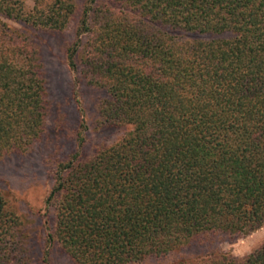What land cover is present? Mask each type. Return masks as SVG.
<instances>
[{
    "label": "trees",
    "instance_id": "16d2710c",
    "mask_svg": "<svg viewBox=\"0 0 264 264\" xmlns=\"http://www.w3.org/2000/svg\"><path fill=\"white\" fill-rule=\"evenodd\" d=\"M76 15L66 61L101 93L96 116L55 163L37 258L0 190V264H53L56 246L76 264H264V242L220 248L264 225V0H0V153L45 134L53 87L37 34ZM88 129L107 136L85 155Z\"/></svg>",
    "mask_w": 264,
    "mask_h": 264
},
{
    "label": "rangeland",
    "instance_id": "374dc122",
    "mask_svg": "<svg viewBox=\"0 0 264 264\" xmlns=\"http://www.w3.org/2000/svg\"><path fill=\"white\" fill-rule=\"evenodd\" d=\"M25 3L27 9L34 6V0H25ZM76 20L77 15L62 32L41 30L37 34L40 43L46 45L44 56L46 62L50 64V82L53 87L51 96L53 102L45 134L29 152L24 150L11 154L0 153V190L8 196L15 210L24 217L25 224L30 229V252L35 254L36 258L38 232L42 231V224L46 226L49 218L46 198L54 184L55 163L74 152L78 121L80 118H86L87 121V115L96 116L95 100L97 95L101 94L83 83L79 84L76 73L68 67L66 48L75 39ZM12 24L20 26L15 22ZM74 89L77 94L73 98ZM85 136L86 145L83 147V153L90 155L94 145L105 140L107 134H99L88 129ZM115 136L111 134L108 138L112 140ZM35 234L37 239L34 238ZM224 240L220 244L223 251L239 257L244 256L264 242V225L248 233L227 236ZM51 251L53 264H76L62 248L56 246ZM171 258L172 256H158L128 264H153L152 262L157 260ZM36 260L33 264L38 263Z\"/></svg>",
    "mask_w": 264,
    "mask_h": 264
}]
</instances>
